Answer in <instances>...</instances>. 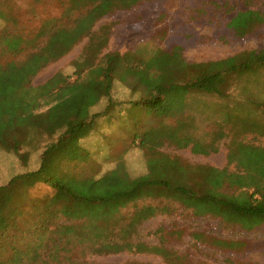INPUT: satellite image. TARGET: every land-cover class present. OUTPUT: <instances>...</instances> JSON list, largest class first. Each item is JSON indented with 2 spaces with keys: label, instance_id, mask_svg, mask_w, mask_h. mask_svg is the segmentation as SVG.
<instances>
[{
  "label": "trees",
  "instance_id": "1",
  "mask_svg": "<svg viewBox=\"0 0 264 264\" xmlns=\"http://www.w3.org/2000/svg\"><path fill=\"white\" fill-rule=\"evenodd\" d=\"M5 1L0 0V19H6L7 11L1 7ZM143 1L69 0L66 14L79 11L73 20L43 30L42 35L47 36L45 45L25 60L0 64V148L14 155L25 169L7 183L0 184V264L6 254L18 257L19 247L27 242L25 232L19 233L24 217L29 216L26 221L32 224L33 230L43 216L56 212L69 222L57 225L61 233L54 232L57 239L62 235L65 244L76 241L97 254L155 253L164 256V264H182L168 258L170 253L163 247L133 240L144 215L156 210L154 206H146L135 212L138 200L157 201L167 197L196 216L207 214L227 225L237 224L246 231L264 227V146L251 142L236 139L230 142L227 159L229 165L235 166L234 171L228 167L192 166L167 153L151 158L149 152H146L148 173L134 179L128 178L123 162L118 164V172L111 171L94 180V185L73 177L52 176L46 171L48 155L67 140L76 142L78 132L84 133L80 138L86 135L101 116L111 118L119 105H130L160 119L166 117L168 109L163 93L173 85L186 92H182L183 104H186V95L207 94L222 98L226 97L232 78L264 66V50L260 57L242 52L201 63L188 62L180 46L157 50L147 58L135 53L102 55L108 34L103 30L93 33L96 23ZM259 24H264V14L249 8L237 12L228 27L243 37ZM86 37L89 38L86 51L73 63L75 80L70 81L58 72L44 84L32 85L33 78L43 68L65 56ZM21 44V37L13 36L7 41V49L19 52ZM169 73L175 77L163 81L169 78ZM116 81L130 91L124 103L112 98ZM104 98L109 101L104 111L89 115L86 120L80 118L87 104ZM190 100L188 98V102ZM229 113L226 116L233 117L234 114ZM188 117L187 114L176 115L175 126L160 120L133 139H138L139 147L148 151L164 141L179 148L190 147L197 154L216 151L214 141L206 142L194 134V123ZM33 155L39 159L38 167L26 169ZM97 184H102V192L94 193L93 186ZM40 185L47 186L50 191L33 196L32 191ZM165 208L171 209L170 206ZM46 245H38L39 253L47 252ZM60 248L66 252L64 246ZM64 263L106 264L76 260Z\"/></svg>",
  "mask_w": 264,
  "mask_h": 264
},
{
  "label": "rangeland",
  "instance_id": "2",
  "mask_svg": "<svg viewBox=\"0 0 264 264\" xmlns=\"http://www.w3.org/2000/svg\"><path fill=\"white\" fill-rule=\"evenodd\" d=\"M1 7L7 11L6 19H0L1 65L25 60L45 45L47 36L42 35L43 30L71 21L79 14V11L66 14L69 0H6ZM249 8L264 14V0H144L130 10L117 11L102 18L92 32L96 34L103 30L108 34L102 55L110 52L135 53L147 58L157 50L166 51L180 46L183 57L191 63L220 60L242 52L260 57L264 50V24L257 25L243 37L228 27V22L237 12ZM13 36L22 39L19 52L7 49V41ZM88 44V37L82 39L65 56L43 68L33 78L32 85H42L58 72L70 81L75 80L73 63L86 51ZM168 77L163 81H169L175 74ZM229 83L226 97L186 95V104L182 101V92H186L177 85L170 86L172 88L163 93L168 106L166 117L160 119L130 105H119L111 118L101 116L98 119L93 127L94 133L87 131L80 138V134L84 133L78 132L76 142L67 140L57 151L48 155L46 171L52 176L73 177L94 185V180L111 171L118 172L116 168L123 162L128 178L134 179L148 173L146 152L152 155L151 158L167 153L192 166L228 167L234 171L235 166L229 165L227 159L233 139L264 146V66L236 76ZM129 93L123 83H114L112 98L115 102L124 103ZM187 97L191 98L189 102ZM108 103V99L104 98L87 104L80 118L86 120L89 115L104 111ZM229 112L234 114L233 117L226 116ZM186 114L189 116L187 119L194 123V134L206 142L214 141L216 151L207 155L197 154L190 147L179 148L167 141L148 151L139 147L138 139H133L134 135L160 120L174 123L175 126L176 115ZM86 127L89 129L88 125ZM31 158L30 166L26 169L38 167V157L33 155ZM24 170L14 155L0 148V184L7 183L12 176ZM102 184L93 186L92 192H102ZM49 191L47 186L40 185L31 194L44 195ZM164 198L137 201L135 212L146 206H154L156 210L144 215L133 240L148 246L163 247L170 253L171 257L168 258L177 259L182 264H264V227L246 231L237 224L227 225L207 214L196 216L179 203ZM168 206L171 208L169 211L165 208ZM25 208L29 209L27 206ZM26 219L24 217V222L20 224L22 228L19 233L25 232L27 242L19 247L18 257H8L6 254L1 260L2 264H65L67 260L106 264H164L165 258L160 254H97L87 245L76 241L65 244L62 235L57 239L54 232L61 233L57 225L69 222L58 212L43 216L33 230ZM226 242L234 245L228 246ZM45 243L47 252L43 255L39 253L38 245ZM55 245L57 248L64 246L66 252L61 248L58 250Z\"/></svg>",
  "mask_w": 264,
  "mask_h": 264
},
{
  "label": "crops",
  "instance_id": "3",
  "mask_svg": "<svg viewBox=\"0 0 264 264\" xmlns=\"http://www.w3.org/2000/svg\"><path fill=\"white\" fill-rule=\"evenodd\" d=\"M98 101H100V100H98ZM101 118H106V116H102ZM91 131H92V133H94V130L93 129Z\"/></svg>",
  "mask_w": 264,
  "mask_h": 264
}]
</instances>
